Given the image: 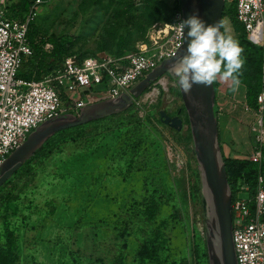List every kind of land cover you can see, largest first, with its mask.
Returning a JSON list of instances; mask_svg holds the SVG:
<instances>
[{
  "label": "rangeland",
  "instance_id": "1",
  "mask_svg": "<svg viewBox=\"0 0 264 264\" xmlns=\"http://www.w3.org/2000/svg\"><path fill=\"white\" fill-rule=\"evenodd\" d=\"M178 5L179 0H45L32 22L39 37L70 35L73 55L114 56L120 36L128 53L155 16L164 22ZM226 17L223 30L230 28L238 40L241 32ZM103 90L91 87L92 93ZM160 110L184 115L177 77L168 73L122 114L85 125L79 137L68 131L51 140L0 187V245L13 230L18 264H208L192 145L162 123ZM129 114L144 132L131 164L116 138ZM150 195L160 209L148 222L137 211ZM152 231L160 239L146 254Z\"/></svg>",
  "mask_w": 264,
  "mask_h": 264
},
{
  "label": "built area",
  "instance_id": "2",
  "mask_svg": "<svg viewBox=\"0 0 264 264\" xmlns=\"http://www.w3.org/2000/svg\"><path fill=\"white\" fill-rule=\"evenodd\" d=\"M17 0H0V164L40 123L58 114H77L83 106L97 100L113 98L129 88L163 59L172 57L182 44L181 12L170 21L155 22L133 51L123 56H86L80 61L66 56L53 70L40 78L17 77L24 58L32 55L28 30L36 8L45 0H33L21 18L10 12ZM237 21L247 38L263 50L264 73V0H234ZM51 49L49 43L43 46ZM93 85L104 90L92 93ZM136 100V99H135ZM134 100V101H135ZM250 124L249 151L245 158L262 163L264 149V89L256 96ZM240 193L245 196L241 197ZM232 240L237 264H264V175L260 168L255 188L241 184L232 194Z\"/></svg>",
  "mask_w": 264,
  "mask_h": 264
},
{
  "label": "water",
  "instance_id": "3",
  "mask_svg": "<svg viewBox=\"0 0 264 264\" xmlns=\"http://www.w3.org/2000/svg\"><path fill=\"white\" fill-rule=\"evenodd\" d=\"M224 5L225 0H179L182 20L196 14L206 24L215 22L221 24ZM187 42V28H185L182 44L175 54L158 63L134 83L127 93L93 101L80 108L77 114L65 112L40 123L1 162L0 186L56 132L124 112L163 75L168 73L175 77L172 71L173 65L179 64L180 57L186 51ZM180 96L188 121L192 151L198 165L208 264H237L232 240V192L227 180L214 113V85L209 87L194 85L187 95L180 88ZM179 114V110L175 115H169L164 110L159 111L162 123L176 131H181L184 125Z\"/></svg>",
  "mask_w": 264,
  "mask_h": 264
},
{
  "label": "trees",
  "instance_id": "4",
  "mask_svg": "<svg viewBox=\"0 0 264 264\" xmlns=\"http://www.w3.org/2000/svg\"><path fill=\"white\" fill-rule=\"evenodd\" d=\"M32 1L33 0H17L16 2H13L10 5V12L12 13L13 16L21 18L23 14H25L28 11ZM178 11H180L179 5L176 6V8H174V10L165 17L164 22L170 21L173 15ZM226 16H229L230 18L229 20L233 27V30L237 32L239 31L241 32V37L238 39V42L240 46L243 48L242 56L245 59V64L243 66L242 75L240 79H241V83L244 84L246 87L245 100L247 105L251 108H255L256 96L261 89H264V73L262 72V68H261L263 50L259 44L253 43L247 38L243 30V26L237 21L234 11V0H225L222 18ZM160 19L161 17L155 16L152 22L154 23L155 21L159 22L158 20ZM221 31L224 32L223 28H221ZM28 40L33 52L31 56L23 59L21 67L17 73L18 78H22L25 80H31V79L37 80L40 78L41 74H43L45 71H50L58 67L66 56L73 57L76 61H80L82 59L80 54L76 56L70 53V49L72 48V44H73L70 35H62L59 37H50V38L39 37L35 32L33 22L29 26ZM45 43H49L51 45V49L49 51H45L43 49ZM126 51H128L126 46V41L122 36H120L117 41L116 53L114 56L117 57L123 56L124 54L127 53ZM213 85H214V89H216L217 82L214 83ZM122 113L123 112L119 114ZM214 113L216 116L215 110ZM119 114L108 116L103 119L117 116ZM181 118L183 119V124L185 125V129L182 128L181 131H176L173 129V131L178 136V139L180 141H186L191 143L192 145L190 131L188 128V121L185 112L183 117ZM99 120L56 132L40 147V149L46 146L51 140L63 135L68 131L74 132L76 134V137H79L85 125L97 122ZM125 120H126L125 122H123L122 120L120 121L119 124H122V126L118 128L119 132L117 133L116 138L120 141L119 147L121 148L122 153H126L125 159L128 158L126 159L127 164H131L133 157H135L139 153L138 149L140 147V143L142 142V135L144 132L142 131V124L140 120L134 114H129L125 118ZM220 146H221V142H220ZM40 149H38L37 151H39ZM36 152L34 153V155L36 154ZM222 157L224 160L227 180L230 185L232 194L241 184L248 185L249 193L252 194L255 188V178L259 168H260V172L264 175V149H263V159L260 166L256 163L249 161L245 157L240 159L229 158V157H225L223 152H222ZM22 166H20L13 173V175H15L21 169ZM230 168L231 171L229 170ZM9 179H7L0 187H2ZM7 205H8V200L5 203L6 209H7ZM159 209H160V203L156 200V198L153 195H150L146 199V202L144 203V206L141 208V210L137 211V216H139L143 220L150 222L155 219ZM160 235L161 234L159 231H155V232L152 231V233L147 239L148 245H146V254L151 253V250L157 247V244L160 239L159 238ZM0 264H18L16 236L13 230L6 231L4 242L2 245H0ZM170 264H175V262ZM179 264H188V263L184 260Z\"/></svg>",
  "mask_w": 264,
  "mask_h": 264
},
{
  "label": "clouds",
  "instance_id": "5",
  "mask_svg": "<svg viewBox=\"0 0 264 264\" xmlns=\"http://www.w3.org/2000/svg\"><path fill=\"white\" fill-rule=\"evenodd\" d=\"M187 28V47L173 75L184 93L190 94L194 85L209 87L216 82L229 86L235 93L241 85L245 59L238 40L221 31L219 22L206 24L198 15H190L179 23Z\"/></svg>",
  "mask_w": 264,
  "mask_h": 264
},
{
  "label": "crops",
  "instance_id": "6",
  "mask_svg": "<svg viewBox=\"0 0 264 264\" xmlns=\"http://www.w3.org/2000/svg\"><path fill=\"white\" fill-rule=\"evenodd\" d=\"M226 18L223 17L221 20L222 28H224L223 25ZM223 31L226 34H230L232 30L230 31V28H227ZM245 92L246 87L242 83L239 90L233 93L227 84L217 82L214 110L216 112L220 142L221 135L224 140L221 142V148L225 157L240 159L244 158L249 151L248 136L251 133L249 126L254 120V114L246 110L248 105L245 100Z\"/></svg>",
  "mask_w": 264,
  "mask_h": 264
},
{
  "label": "bare ground",
  "instance_id": "7",
  "mask_svg": "<svg viewBox=\"0 0 264 264\" xmlns=\"http://www.w3.org/2000/svg\"><path fill=\"white\" fill-rule=\"evenodd\" d=\"M162 85L166 84V81L164 79L161 80ZM157 91V90H156Z\"/></svg>",
  "mask_w": 264,
  "mask_h": 264
}]
</instances>
